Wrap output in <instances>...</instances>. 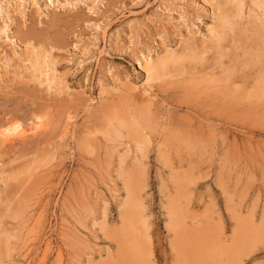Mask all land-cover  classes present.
Here are the masks:
<instances>
[{
	"label": "rangeland",
	"instance_id": "374dc122",
	"mask_svg": "<svg viewBox=\"0 0 264 264\" xmlns=\"http://www.w3.org/2000/svg\"><path fill=\"white\" fill-rule=\"evenodd\" d=\"M47 1L0 19V133L27 131L0 134V264L123 262L136 168L145 263L192 264L176 243L212 236L206 264H264V0ZM169 51L186 60L148 82ZM139 115L145 157L119 127Z\"/></svg>",
	"mask_w": 264,
	"mask_h": 264
},
{
	"label": "bare ground",
	"instance_id": "6f19581e",
	"mask_svg": "<svg viewBox=\"0 0 264 264\" xmlns=\"http://www.w3.org/2000/svg\"><path fill=\"white\" fill-rule=\"evenodd\" d=\"M43 0H0V19H2V20H5V19H7L8 18V20H9V14H10V12L12 11V10H14L15 9V11H17V10H19V11H22L23 12V14L25 15V12H26V10L28 9L27 8V4L28 5H30V7H32L33 9H35L36 7L37 8H39V6H40V4H41V2H42ZM45 1V0H44ZM47 1V0H46ZM67 1V3L69 4V5H72V1H69V0H66ZM233 1V0H232ZM241 1V0H240ZM259 1V0H258ZM82 2H84V1H82ZM236 2V1H235ZM47 7L50 5L51 7L52 6H54L55 7V4H54V2H53V0H48L47 1ZM59 4V3H58ZM263 4V3H262ZM49 6V7H50ZM264 6V5H263ZM239 7H241V6H239ZM41 8V7H40ZM39 8V9H40ZM240 10H241V8H240ZM243 13V12H242ZM228 14V13H227ZM220 15V14H219ZM256 15V14H255ZM168 16H172V15H168ZM167 16V17H168ZM225 17H227V16H225ZM228 18V17H227ZM231 20V19H230ZM249 20V19H248ZM253 21V20H252ZM224 22V21H223ZM229 22V21H228ZM222 23V22H221ZM229 23H231V22H229ZM223 25V24H222ZM234 25H235V23H234ZM226 27V26H225ZM227 27H229V29H230V26H228L227 25ZM264 27V26H263ZM6 28V27H5ZM221 28H223V27H221ZM231 28H233V27H231ZM7 29V28H6ZM236 29V28H235ZM211 30H214L213 28L211 29ZM210 30V31H211ZM220 30V29H219ZM227 30V29H226ZM230 30H232V29H230ZM262 30H264V29H262ZM210 31H208V32H210ZM1 32V31H0ZM3 32V31H2ZM211 33H212V36H213V34H214V36H215V41H216V39L217 38H219L218 40H222V42H223V35L222 34H220V33H218V36H221L222 35V37H217L216 38V36L217 35H215L216 34V31L214 32V31H211ZM263 34V35H262ZM262 34H260V32H259V35H262V36H264V31H262ZM213 36V37H214ZM262 36H260V38L262 37ZM263 38V37H262ZM260 41H262V40H260ZM218 42V41H217ZM220 43H221V41H220ZM219 43V44H220ZM218 44V43H217ZM259 44V43H258ZM218 46V48H219V50H217V51H220L221 50V48H223V47H221V46H219V45H216V47ZM261 47H262V44H261ZM214 48V47H213ZM215 49V48H214ZM217 49V48H216ZM223 49H225V48H223ZM195 49H193V47L191 48V47H189V46H187V49H186V52H187V54H189V55H191L190 57L192 58V56H194L195 55ZM35 52V51H34ZM183 52H185V51H183ZM167 53V52H166ZM182 52H180V54H181ZM223 52H222V50H221V55L220 56H224L225 57V54H222ZM39 55V54H38ZM43 55V54H42ZM183 54H181V56L179 57L178 56V53H175V52H173L172 53V51L170 52L169 51V54L167 53V56L165 57V58H163V59H161V60H158L157 62H155L154 64H152L151 63V61H150V63L148 64V66L146 67V69H144L145 70V74H146V76L148 77L147 78V80H148V82H151L152 83V81H155V80H159L161 77H165V73H168L167 71V69H168V66L171 64L172 65V63L174 62V63H179V62H181V61H183L184 59L186 60V58L184 57V56H182ZM186 55V54H185ZM204 55V54H203ZM253 56V55H252ZM261 56V55H260ZM195 57L196 56H194V58H192V60L194 61L195 60ZM250 57V56H249ZM252 59V58H251ZM49 61V60H48ZM48 61H46V58L44 57V58H40L39 56H36L35 57V62L32 64L31 63V68L34 70V72H37L38 73V76L40 75V76H47V74H46V70H48V64H50ZM196 61V60H195ZM27 62V61H26ZM52 64V63H51ZM50 64V65H51ZM170 65V66H171ZM179 65V64H178ZM51 67V66H50ZM190 67V66H189ZM30 68V69H31ZM31 69V70H32ZM46 71V72H45ZM49 72V71H48ZM162 79V78H161ZM43 80V79H42ZM46 80H48V79H46ZM61 80V79H60ZM50 81H53V79L52 80H50ZM53 82H55V81H53ZM52 82V83H53ZM53 84H55V83H53ZM149 84V83H148ZM264 84V83H263ZM60 86V85H59ZM121 87V86H120ZM137 89V88H136ZM234 95V94H233ZM243 100V99H242ZM233 101V100H232ZM237 102V101H236ZM231 103V102H230ZM129 119V118H128ZM128 119H123V120H121L120 122H119V127L121 128V129H123V130H125V131H127L133 138H134V140H135V143H136V145H137V149L142 153V157H145V154H146V151L148 150V148H147V146H148V143H149V141H148V139H146L145 138V135H144V133H143V131H144V129H145V125L146 124H150V119L149 118H147V117H140V115H139V117L137 118V120H138V122L136 121H130V120H128ZM37 122H35L33 125H34V129H40V128H42V122H43V120H42V118H40V117H38L37 119ZM140 125H143V128L144 129H142L141 127H140ZM112 127V126H111ZM31 129V128H30ZM33 129V128H32ZM120 129V130H121ZM150 129V128H149ZM146 130V129H145ZM148 130V129H147ZM112 131V130H111ZM114 131V130H113ZM112 131V132H113ZM27 133V131L25 130V128H24V126L21 124V123H15V124H11V125H9V126H7V128L6 129H4V132H2V136L3 137H5V138H9L10 139V137H16V136H18V137H24V135ZM107 134H108V132H106ZM109 133H110V131H109ZM118 133H119V131H118ZM114 134V133H113ZM110 135H111V133H110ZM110 135H108L109 137H110ZM115 136H117V134L115 135ZM121 137V135H119V138ZM111 138V137H110ZM129 138V137H128ZM129 174V173H128ZM129 176V175H128ZM144 177H145V172H144V170H142L141 168H136V172H132V174L128 177V178H126L125 180V187H126V191H127V199H126V201H125V204H124V208H125V215L123 216V227H124V233H123V235H122V237L124 238V241H127L128 243L129 242H131L130 244H127V245H125L124 247H123V250H124V260H123V262H121V263H117V264H147V263H145V261H146V256H144L143 254H145L144 252L142 253V248L140 249V246H139V244L141 245V237L140 236H142V235H138L137 233L139 232L138 231V227H136V224H142V226L146 229V230H148V227L146 226V224H147V222L145 223V221H143L139 216H138V212H140L141 213V211H143V205H142V202H140L139 201V198H138V196H139V194H140V191H141V187H142V184H143V182L142 181H144L143 179H144ZM179 186V185H178ZM186 197V196H185ZM184 207V206H183ZM183 210H184V208H182ZM182 214H183V212H182V210H181V207L179 208V206H177L176 204H175V207H172V210L170 211V213H169V219H170V223H169V227L171 228V229H176V231H180V225H182L183 223H180V222H182L183 221V217H182ZM184 215V214H183ZM185 220V219H184ZM168 225V224H167ZM179 225V226H178ZM141 226V225H140ZM179 228H178V227ZM134 227H136V231H137V233L135 232V231H133L132 229L134 228ZM177 228H178V230H177ZM183 228V227H182ZM185 228V227H184ZM135 229V228H134ZM143 230V229H142ZM182 231V230H181ZM185 231V230H184ZM143 232V231H142ZM141 232V233H142ZM187 232V231H186ZM181 234L183 233V232H180ZM185 233V232H184ZM148 234V233H147ZM189 234H191V233H189ZM188 235V233L186 234L185 233V235L184 236H187ZM191 237L193 236L192 234L190 235ZM188 237V239H190L191 237ZM203 236V235H202ZM143 237V236H142ZM146 237V236H145ZM206 237V236H205ZM207 237H208V239H207ZM206 238H204V239H202V241L203 240H205V241H203L204 243H203V245H200V244H196L193 240V242L191 241L190 243L191 244H189V247H187V243H188V241L185 243L184 242V239H183V241L182 242H177L176 243V247H178V248H183L185 251L186 250H189L188 252L189 253H191V256H192V264H206V263H208V261L210 260L209 258V260L207 261V257H209V256H207L208 254H206L208 251H210L209 249H207V250H205L206 249V247H204L205 246V244H207L209 241L212 243L213 241H211V240H213L212 239V236H207ZM214 237V236H213ZM179 238V237H178ZM203 238V237H202ZM215 239V238H214ZM141 240V241H140ZM196 240H198V239H196ZM195 240V241H196ZM149 242V241H148ZM196 242H199V241H196ZM147 243V242H146ZM183 243H185L186 245H184ZM148 244V243H147ZM220 245V244H219ZM144 246V245H143ZM143 246H141V247H143ZM146 247H147V245H146ZM175 247V246H174ZM208 247V246H207ZM182 249V250H183ZM216 249V248H215ZM148 250V249H147ZM149 252L151 251V249L150 250H148ZM177 252H179V251H177ZM148 253V252H147ZM210 253V252H209ZM217 256H218V254H216ZM149 257V256H148ZM213 259H215V261L214 262H216L217 260H216V258H214L213 257ZM212 259V260H213ZM122 261V260H121ZM190 261V260H189ZM207 261V262H206ZM209 263H211V261L209 262ZM215 264V263H214ZM216 264H217V262H216Z\"/></svg>",
	"mask_w": 264,
	"mask_h": 264
}]
</instances>
